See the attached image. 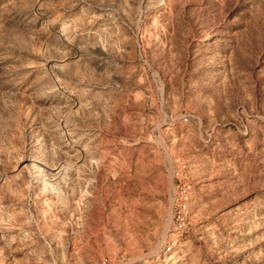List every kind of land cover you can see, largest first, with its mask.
Masks as SVG:
<instances>
[{"label":"rangeland","instance_id":"obj_1","mask_svg":"<svg viewBox=\"0 0 264 264\" xmlns=\"http://www.w3.org/2000/svg\"><path fill=\"white\" fill-rule=\"evenodd\" d=\"M264 264V0H0V264Z\"/></svg>","mask_w":264,"mask_h":264},{"label":"built area","instance_id":"obj_2","mask_svg":"<svg viewBox=\"0 0 264 264\" xmlns=\"http://www.w3.org/2000/svg\"><path fill=\"white\" fill-rule=\"evenodd\" d=\"M179 172V180L182 179L183 183H180L176 188V206L174 211V233L168 239L166 245L161 251L162 258L159 259V263L154 261L145 260L139 263L128 264H164L166 263L167 256H171L177 250L180 245L181 238L188 232L190 227V208L194 196V185L188 180H184L186 176H182ZM100 264H112L111 258L105 257ZM122 264H127L123 262Z\"/></svg>","mask_w":264,"mask_h":264},{"label":"bare ground","instance_id":"obj_3","mask_svg":"<svg viewBox=\"0 0 264 264\" xmlns=\"http://www.w3.org/2000/svg\"><path fill=\"white\" fill-rule=\"evenodd\" d=\"M1 211V210H0Z\"/></svg>","mask_w":264,"mask_h":264}]
</instances>
